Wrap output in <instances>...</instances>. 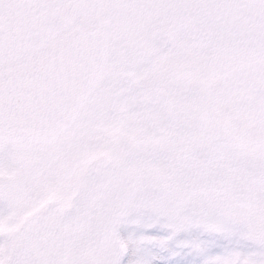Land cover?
<instances>
[{
    "label": "snow or ice",
    "instance_id": "snow-or-ice-1",
    "mask_svg": "<svg viewBox=\"0 0 264 264\" xmlns=\"http://www.w3.org/2000/svg\"><path fill=\"white\" fill-rule=\"evenodd\" d=\"M0 264H264V0H0Z\"/></svg>",
    "mask_w": 264,
    "mask_h": 264
}]
</instances>
